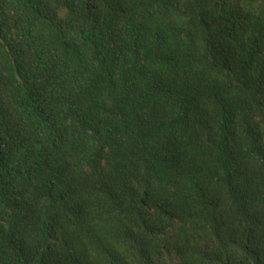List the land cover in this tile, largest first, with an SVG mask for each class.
Returning a JSON list of instances; mask_svg holds the SVG:
<instances>
[{"label": "trees", "instance_id": "1", "mask_svg": "<svg viewBox=\"0 0 264 264\" xmlns=\"http://www.w3.org/2000/svg\"><path fill=\"white\" fill-rule=\"evenodd\" d=\"M0 264H264V0H0Z\"/></svg>", "mask_w": 264, "mask_h": 264}]
</instances>
